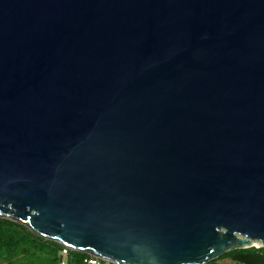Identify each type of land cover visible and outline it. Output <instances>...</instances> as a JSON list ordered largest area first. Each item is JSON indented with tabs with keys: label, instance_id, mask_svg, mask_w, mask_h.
<instances>
[{
	"label": "water",
	"instance_id": "water-1",
	"mask_svg": "<svg viewBox=\"0 0 264 264\" xmlns=\"http://www.w3.org/2000/svg\"><path fill=\"white\" fill-rule=\"evenodd\" d=\"M0 219L116 264L264 246V0H0Z\"/></svg>",
	"mask_w": 264,
	"mask_h": 264
},
{
	"label": "trees",
	"instance_id": "trees-1",
	"mask_svg": "<svg viewBox=\"0 0 264 264\" xmlns=\"http://www.w3.org/2000/svg\"><path fill=\"white\" fill-rule=\"evenodd\" d=\"M62 248L18 223L0 219V264H57ZM70 255L76 264L86 257L76 251ZM226 259L229 263L222 262ZM207 264H264V247L233 250Z\"/></svg>",
	"mask_w": 264,
	"mask_h": 264
},
{
	"label": "built area",
	"instance_id": "built-area-1",
	"mask_svg": "<svg viewBox=\"0 0 264 264\" xmlns=\"http://www.w3.org/2000/svg\"><path fill=\"white\" fill-rule=\"evenodd\" d=\"M72 251H74V250H71V249L63 246V248L60 250V252L58 254L57 264H76L70 255V252H72ZM85 255H86V257L82 259L80 264H116L110 260H106L103 258H99L96 256L87 255V254H85Z\"/></svg>",
	"mask_w": 264,
	"mask_h": 264
},
{
	"label": "rangeland",
	"instance_id": "rangeland-1",
	"mask_svg": "<svg viewBox=\"0 0 264 264\" xmlns=\"http://www.w3.org/2000/svg\"><path fill=\"white\" fill-rule=\"evenodd\" d=\"M2 220H5V219H2ZM253 246L255 247V248H261V247H264V246H262L261 244H259V243H255V244H253ZM223 263H229V260H223L222 261ZM2 264H4V263H2ZM17 264H19V263H17ZM35 264V263H34Z\"/></svg>",
	"mask_w": 264,
	"mask_h": 264
},
{
	"label": "bare ground",
	"instance_id": "bare-ground-1",
	"mask_svg": "<svg viewBox=\"0 0 264 264\" xmlns=\"http://www.w3.org/2000/svg\"><path fill=\"white\" fill-rule=\"evenodd\" d=\"M255 243H256V242H255ZM255 243H254V244H255Z\"/></svg>",
	"mask_w": 264,
	"mask_h": 264
}]
</instances>
